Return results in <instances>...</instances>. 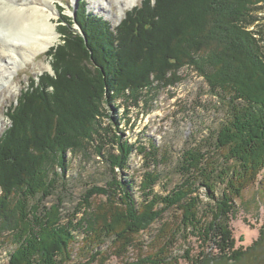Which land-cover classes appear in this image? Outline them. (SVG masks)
<instances>
[{
	"label": "trees",
	"instance_id": "trees-1",
	"mask_svg": "<svg viewBox=\"0 0 264 264\" xmlns=\"http://www.w3.org/2000/svg\"><path fill=\"white\" fill-rule=\"evenodd\" d=\"M262 3L144 0L112 28L80 0L76 19L58 30L63 44L48 51L53 75L43 73L21 91L0 135V234L13 246L8 264H66L75 232L88 264L103 263L96 249L107 242L114 258L124 257L155 222L160 226L149 250L123 264H176L170 249L190 237L200 251L196 258L184 251L188 264L258 261L261 239L235 248L229 220L235 200L264 171V47L252 29ZM183 67L202 77L226 114L208 139L183 151L182 180L161 195L153 191L160 175L150 170L157 148L128 143L112 131L120 120L107 110L116 111L118 100L143 107L154 90L180 82ZM89 146L104 156L109 178L89 186L63 223L59 204L42 203L65 174L67 152ZM133 152L142 159L138 205L130 181L119 176ZM167 210L176 216L164 219Z\"/></svg>",
	"mask_w": 264,
	"mask_h": 264
},
{
	"label": "rangeland",
	"instance_id": "rangeland-1",
	"mask_svg": "<svg viewBox=\"0 0 264 264\" xmlns=\"http://www.w3.org/2000/svg\"><path fill=\"white\" fill-rule=\"evenodd\" d=\"M85 1L87 11L102 16L112 28H115L127 12L144 0H138L135 5L126 8L123 12L120 11V7L123 8L126 0ZM79 2L80 0H53L57 12V18L53 21L58 37L51 47L63 44L58 30L66 21L73 22L76 19ZM257 8L259 10H256V23L252 29L261 33V46L264 47V3L258 4ZM73 28L79 32L78 25H73ZM50 65L51 58L48 57V52L36 55L25 63H20L12 75L10 84L0 87V135L10 125L7 118L8 109L16 102L21 91L29 85L31 80L37 81L43 73L53 75ZM178 75L181 78L180 82L171 87L154 90L152 97H144L146 103L141 108H135L131 104L118 100L114 104L117 107L116 111L107 110V113L114 117V121L117 120L116 118L120 120L117 130L111 125L112 131H116L117 134L123 133L122 138L128 143L142 145L147 150L151 143L157 148V163L151 164L150 170L160 175V180L153 191L161 195L170 193L174 186L181 182L182 177L177 167L183 151L208 139L224 120L226 114L223 102L210 93L205 81L194 70L183 67L178 71ZM105 123L111 124V121L105 120ZM105 150L104 154L108 150L107 146ZM141 164V157L133 152L128 161V168L119 174L124 181H130V192L136 205L141 201L138 190L143 172ZM109 175L104 156H97L93 147L89 146L83 151L67 152L65 174L59 178L52 196L45 199L42 204L46 207L59 204L62 222L65 223L73 218V213L85 190L91 185L103 186ZM197 194L203 202L207 201L204 188L200 187ZM96 200L95 202H98V199ZM75 215L78 219L81 214ZM174 215L176 216L174 210H167L163 218L168 220ZM159 226L160 222H155L137 236L135 245L120 255L124 257L114 258L116 250L110 243H105L96 249L105 256L103 263L95 261L91 264H123L125 260L133 259L139 252L142 254L148 251L152 237ZM229 226L235 240V248L245 249L261 239L256 248L258 261L246 260L235 264H264V171L258 176L257 181L235 200ZM74 235L76 242L71 248V260L66 264L90 263V260H87L89 254L80 251L82 235L79 232H75ZM12 249L13 246L7 238L0 234V264H8V254ZM186 249L190 250L191 257L196 258L200 251L198 241L190 237L187 241L180 239L176 242L170 249L172 256L178 258L176 264H188L187 260L183 259ZM210 264L224 263L211 262Z\"/></svg>",
	"mask_w": 264,
	"mask_h": 264
},
{
	"label": "bare ground",
	"instance_id": "bare-ground-1",
	"mask_svg": "<svg viewBox=\"0 0 264 264\" xmlns=\"http://www.w3.org/2000/svg\"><path fill=\"white\" fill-rule=\"evenodd\" d=\"M137 1L126 0L120 11ZM56 16L53 0H0V87L10 84L20 63L49 51L58 37Z\"/></svg>",
	"mask_w": 264,
	"mask_h": 264
}]
</instances>
